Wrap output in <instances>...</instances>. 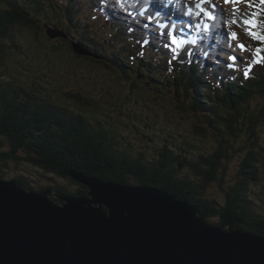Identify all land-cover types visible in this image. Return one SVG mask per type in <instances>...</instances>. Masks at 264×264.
I'll list each match as a JSON object with an SVG mask.
<instances>
[{
  "label": "trees",
  "instance_id": "obj_1",
  "mask_svg": "<svg viewBox=\"0 0 264 264\" xmlns=\"http://www.w3.org/2000/svg\"><path fill=\"white\" fill-rule=\"evenodd\" d=\"M82 5V0H70L67 6L54 0H0V177L6 179L9 164L27 163L60 178H73L70 173L78 172L104 181L135 183L169 192L198 206L208 222L220 217V225L226 229L264 234V219L261 221L249 211V186L259 182V158L264 152V61L254 63L252 73L245 79L202 68L198 50H191V56L182 53L176 60L164 58L163 52L144 59L116 25L110 29L112 39L91 35L88 21L78 18ZM61 9L67 14L66 20L50 21V12ZM94 10L91 15L95 13L96 21H100L99 14L102 18L107 12ZM40 22L63 25L66 35L73 28L83 29L81 45L96 56H77L81 61L107 64L114 73L95 79L97 90L104 93L105 88L107 95L123 107L132 105L128 114L131 126L122 125L126 134L101 112L75 107L76 101L90 103L91 97L66 88L73 80L70 74L83 72L72 62L61 67L63 59L58 55L60 47L68 44L66 40L48 48V43L42 46L43 41L29 44L22 39V30L40 27ZM256 22L258 34L264 36V11L258 13ZM17 26L21 29L18 33ZM101 43H113L112 62L98 59L103 57L96 50ZM254 45L250 59L260 60L264 57V41L255 39ZM42 54L51 58L38 61ZM44 61L55 65L54 72L64 76V84L46 77ZM73 68L77 73L71 72ZM140 85L156 94L155 104L146 103ZM123 86H129L127 95ZM164 116L169 123L182 118L189 130L182 134L171 132L174 127L162 124ZM128 136L147 139L149 151L132 149ZM210 136L215 146L199 143ZM237 155L241 157L242 179L227 192L228 202L220 205L217 200L204 199L202 192L207 186L214 182L224 186L227 164ZM14 180L35 190L24 176ZM83 187L85 190L74 191L56 184L47 189L56 195L87 196L89 190Z\"/></svg>",
  "mask_w": 264,
  "mask_h": 264
},
{
  "label": "water",
  "instance_id": "obj_2",
  "mask_svg": "<svg viewBox=\"0 0 264 264\" xmlns=\"http://www.w3.org/2000/svg\"><path fill=\"white\" fill-rule=\"evenodd\" d=\"M70 175L87 196L0 177V264H264V234L208 222L158 188Z\"/></svg>",
  "mask_w": 264,
  "mask_h": 264
},
{
  "label": "rangeland",
  "instance_id": "obj_3",
  "mask_svg": "<svg viewBox=\"0 0 264 264\" xmlns=\"http://www.w3.org/2000/svg\"><path fill=\"white\" fill-rule=\"evenodd\" d=\"M54 1L56 3L63 2V4L65 6H67V5H69L70 0H54ZM94 1H95V7L98 8L100 11H102V10L104 11V9H106V8H108L109 10L115 11V8L118 9V6H119V4H115V0H94ZM132 4H133V1L130 0L129 5H132ZM240 4L242 5V8L239 10L238 19L231 22V24L234 28H236V31H239V33L242 35L241 37L243 40L244 50L242 51L238 46L236 47L238 50L241 51V54L239 57L242 59L241 60L242 62H240L239 66L237 68L239 71H242V70H245L246 68H248L249 65H251V64H249L250 63L249 55H250L251 50L253 48L252 44H254L255 41H254V38L249 35V31L254 32L256 30V27L250 28V26L246 25L244 23V21L249 20V19H253V13H255V10H257V7L260 5V3H259V0H243V2L239 3L238 5L240 6ZM93 5H94L93 0H90V3H88V4L83 3V5L81 7V12L79 13L78 18H80V19L84 18L85 21H88L89 24L87 25V27L89 28L88 31L90 32L91 35H96V36L98 35V37L102 38L103 40H109L111 38L110 29L112 27H114L113 21H115V18H113L108 12H105V14L102 16V18L100 17L101 15L99 14L98 19L100 21H96L93 18V15L95 13H93L90 16L89 13L86 12V15H85L84 12L87 11V9L91 10V12L93 11L91 9V7H93ZM249 5H251V6H249ZM54 12L55 13L50 12V14H52L50 16V21L57 23L55 21L59 20L60 18L61 19L63 18L64 20H66L67 14L63 11V9H61V11H54ZM142 12H144V9H142ZM173 14H175V13H173ZM144 15L146 16V13H144ZM141 16H143V15H141ZM141 16L138 18L134 17V19L137 20L138 23H140L141 25H144V26H138V27L131 26V30L135 31V29H137V30H141V31L145 32L146 28H147L145 26V24L148 23L152 27L151 30L155 31L153 29L154 26H153L152 21L149 20L147 18V16H146V19L141 20L140 19ZM61 22H63V21H61ZM61 22H59V23L61 24ZM47 26H51V27H47ZM81 26L84 27L85 24L81 23ZM221 27H222V30L226 31V33L229 37V35H231L230 27L227 25L225 19H223ZM63 30H66V28L63 25H58V26H55L53 24L44 25L43 23L40 22V27H38V26L33 27V28H31L30 31H26V32L22 30V32L24 34V38L22 36V39L27 43L29 42V44L32 43L33 41H43L44 43H42V46H45V44L48 43L49 44V45H47L48 48L51 47L50 46L51 44L52 45L58 44V43L63 44V41L66 40L68 44L65 43L66 47H60L59 55H58L61 59H63V62L60 63L61 67L66 68L65 62H67V63L72 62V64L76 65L78 70H80L81 67L83 68V72H81L77 75L70 74V77H73V80L69 82L70 83L69 87H66V88L73 90L76 93H81L83 96L89 95V97H91V99H89L90 103H88V104L76 101L75 107L85 109L89 112H96V111L101 112L103 117L112 118V120L116 123L115 126L117 127V129L120 130L122 132V134H126L127 129L125 130V128L122 125L126 124V125L131 126V124H130L131 121L128 119V117H129L128 114L131 112L132 105L129 107L121 106V104L119 102H117L113 97L107 95L108 93H107L105 88H104V93L98 91L97 90L98 84H96V81H95V79L99 78L100 76L105 77V78L113 76L114 75L113 71L107 67V64L106 65H102V64L99 65L96 63L89 62L87 60L81 61L80 60L81 58L79 56H77V54L80 56L81 55L82 56H93V57L96 56L94 53H92V55L78 53L79 51L77 50V48L81 49L84 47L83 45H82L83 47L81 46V42H82L81 40L83 37V32H82L83 29L76 30L75 28H73L70 32V35H66ZM15 31L17 33L21 31L19 26H17L15 28ZM216 31H217V29H214V33ZM166 33H165V35L167 36ZM64 34H65V36H64ZM186 35H187V33H186ZM183 38H184V40H188V38L185 36ZM203 40H204V42H207L206 38L205 39L203 38ZM191 45H193V44H191ZM191 45L184 46L183 50L190 48L189 46H191ZM214 45L219 49L224 47V45L220 44V41H218V40L215 42ZM236 48H232L234 50V54L239 52ZM113 49H114L113 43H107L106 45H103L101 43V45H98L96 47V50L98 53H101V54H99V56H103V57H100L98 59L104 60L105 63H108V61L112 62V60H113V56H112ZM35 51H36V49H35ZM137 51H138L137 53H141L140 48H137ZM204 52L207 54V57L213 62L215 70L222 72L221 70L218 69V67H222L223 71H225L226 68H229L227 65L231 62L226 60L224 57V55L228 51H224V52L213 51V50H208L207 48H205ZM69 53L71 54V56H69ZM61 55H63V56H61ZM157 56H155V57H157ZM67 57H69V58H67ZM14 58H16V56ZM46 58H51V57L48 54H42V57L37 58V59H38V61H41V60H44ZM110 65L112 66V64H110ZM218 65H220V66H218ZM245 66H247V67L244 68ZM43 68L45 69L44 71H47V73H48V75H46V77L48 79H50L54 82L58 81L60 84L65 83V81L61 80V79H64V76L60 75L59 73L54 72L55 65L53 63H46V61H44ZM237 68L233 65V68H229V69H231V70L235 69L236 70ZM242 68H244V69H242ZM207 69H209V67ZM71 72L77 73L76 68H73L71 70ZM138 76H139V73H138ZM46 77H45V79H46ZM123 87L125 90V95H127V91L129 90V86H123ZM140 87L143 88L146 103L148 105L152 102L155 104L157 101L156 94H154L153 92L148 91L146 89L144 90V87L142 85H140ZM57 93L59 94V90ZM73 104H74V102H73ZM150 106H151V104H150ZM150 109H152V108H150ZM166 118H167V116H164V118L162 119V121H163L162 124L165 123L164 126L167 125L168 127H174V128H172L171 132L176 131V132H180V134H182V133H185L184 131L189 130V126H187V123L185 121H183L182 118H179L177 123H174L171 121L169 123V121ZM261 136H262V140H264V131L261 132ZM127 139L130 141L131 145H134L132 149H136L137 151H145V152L149 151V148H147V142H148L147 139L140 141L136 137H130V136H128ZM124 142L127 144V141H124ZM199 143L205 147H208L210 145L211 146L216 145L215 139L211 136L207 137V138L206 137L202 138L199 141ZM240 161H241V157L237 155V157L233 158L230 162H228L227 170L225 173V182H224L225 184H224V186H221V184L219 182H214V184L207 186L203 190L202 197L204 199L210 200V201H212V199L217 200L220 203V205H225L228 202L227 192L229 190H232L235 187L236 182L239 181L240 179H242V176L239 173ZM259 163H260V168H261L259 182L258 183L255 182L256 184L249 186V188L251 187V189H250L251 192H249V195H250L249 211L251 212V214L257 215L258 218L261 221H263V219H264V152L259 158ZM5 169L7 172L6 173L7 174L6 179L14 180L15 177L24 176L33 186H35V191H39L40 189H47L51 185H56V184L65 186L66 188H68L70 190H74V191L79 190V189L85 190L83 187L84 185L82 186V184L80 182H78L77 180H75L74 178H68V179L67 178H60V177L56 176L55 174H51V173H47V172L45 173L42 170L34 168L27 163H20V164L11 163L8 166H6ZM222 171L225 172V169ZM250 182H252V180ZM133 185H136V184L134 183ZM72 196H76V195H72ZM76 197H81V196H76ZM58 201L60 203V200H58ZM211 223L222 226V225H220V223H221L220 217L213 218Z\"/></svg>",
  "mask_w": 264,
  "mask_h": 264
},
{
  "label": "bare ground",
  "instance_id": "obj_4",
  "mask_svg": "<svg viewBox=\"0 0 264 264\" xmlns=\"http://www.w3.org/2000/svg\"><path fill=\"white\" fill-rule=\"evenodd\" d=\"M88 0H82V2L84 4L87 3ZM94 5L93 7H95V1L93 0ZM135 2L137 4H141L142 0H135ZM179 2L181 4H183L187 10V12H189V14L185 15L186 17H189L192 21V28L189 29L188 24L190 25V23H188V21H184V24L181 25L180 22H178L177 25V29H176V36L178 37H187L188 40H195L196 33L200 32L203 28V23H207L209 25V30H214L217 29L216 33V37L210 36L208 34V32L206 33L207 36V42L209 43V49L213 50V51H218L219 48H217L214 44L215 42L218 40L220 41V44H223L224 47L221 48L224 51H228L224 57L226 60H228L229 62H231L236 68L239 66L240 62H242L241 58L239 57L241 54V51L238 50L236 47L238 45L243 44V40H242V35L239 33V31H236V28L233 27V32H235L236 38L234 39V45L231 46V48L229 47L228 41L225 39V34L224 31L222 30L221 27V22L220 19L224 18L227 22V24H230L231 22L235 21L236 19H238V14H239V10L242 8V5L240 4V6L238 4H232V3H225V0H211V2L206 3L201 5L202 7L205 8L206 12H210L212 14V19H208L207 17H205V19H203L204 17H200V15H204V13H200L199 16L196 15L197 12H199V9L196 8V2H198V0H179ZM213 5H215V7H213ZM191 10V11H190ZM86 12L89 13V15L91 16V10L87 9V11H85V15ZM219 18V19H218ZM80 19V18H79ZM84 19V18H83ZM146 19V16L143 18ZM165 23L166 20L165 19H160ZM173 22H169V25H171ZM200 23L201 24V29H197L196 25ZM155 24L158 25V19H155ZM117 27L125 29L126 28V24L123 21H118L115 24ZM166 29V28H165ZM193 31V32H192ZM187 33V35H186ZM185 40V41H188ZM184 45H188L187 43H185ZM232 48H236L239 52L234 54V50ZM255 50V48H254ZM230 56H235L236 59L235 61L229 60ZM155 57V56H154ZM192 204V203H191ZM193 205V204H192Z\"/></svg>",
  "mask_w": 264,
  "mask_h": 264
},
{
  "label": "snow or ice",
  "instance_id": "obj_5",
  "mask_svg": "<svg viewBox=\"0 0 264 264\" xmlns=\"http://www.w3.org/2000/svg\"><path fill=\"white\" fill-rule=\"evenodd\" d=\"M211 2V0H198V2H196V8L199 9V12L196 13L197 16L200 15V13H204L205 16L208 18V19H212V14L210 12H206L205 11V8L202 7L201 5L203 4H206V3H209ZM243 0H225V3H232V4H239V3H242ZM259 3L261 5H264V0H259ZM251 6V5H249ZM213 7H215V5H213ZM191 11V10H190ZM256 13H253V16H255ZM149 19H151V17H149ZM244 23L246 25H249L250 28H255L256 27V20L255 19H249V20H245ZM158 27L159 29L161 30V35H164V29L165 28H168V32H167V36L168 38L170 39L171 41V44H165L164 47L166 49H168L170 52H172L173 56H172V60H176L177 57L181 56V50L183 49L184 47V44L187 43L189 45L191 44H195L196 41L195 40H188V41H185L183 37H178V36H175L173 35V32L176 31L177 29V25L175 23H172L171 25H167V24H158ZM197 29H201V24L198 23L196 25ZM203 31L205 33H207L209 31V25L207 23H203ZM236 33L235 32H232L231 33V37L233 39L236 38ZM249 35L252 36L254 39L256 40H260V41H264V36H261L259 34H257L256 32H253V31H249ZM145 44L148 43L147 41L144 42ZM172 45H175V47H172ZM238 47L243 51L244 50V45L241 44V45H238ZM261 50L258 48L256 49V52L259 53ZM138 55H143L142 53H138ZM186 55L187 56H191L192 55V51L191 49H187L186 51ZM204 55H207L206 53H204ZM236 57L235 56H230L229 57V60H232V61H235ZM261 61H264V57H261L260 60H256V61H253V63H257L259 64ZM169 63H172V61L170 60ZM229 68H233V64L232 63H229L227 65ZM250 70H251V65H249L248 68H246L244 71H243V77L245 79H248L249 78V73H250Z\"/></svg>",
  "mask_w": 264,
  "mask_h": 264
}]
</instances>
